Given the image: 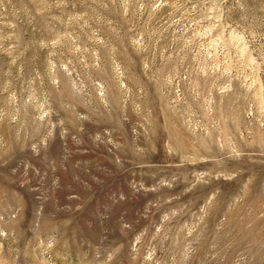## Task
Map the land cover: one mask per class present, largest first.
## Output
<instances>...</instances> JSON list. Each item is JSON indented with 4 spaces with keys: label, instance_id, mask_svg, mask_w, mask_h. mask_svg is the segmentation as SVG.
Instances as JSON below:
<instances>
[{
    "label": "rangeland",
    "instance_id": "374dc122",
    "mask_svg": "<svg viewBox=\"0 0 264 264\" xmlns=\"http://www.w3.org/2000/svg\"><path fill=\"white\" fill-rule=\"evenodd\" d=\"M0 264H264V0H0Z\"/></svg>",
    "mask_w": 264,
    "mask_h": 264
}]
</instances>
